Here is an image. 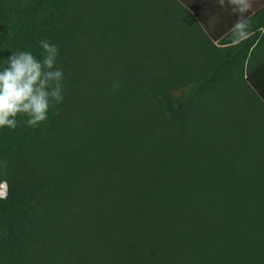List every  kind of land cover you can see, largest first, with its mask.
<instances>
[{"label":"trees","instance_id":"obj_1","mask_svg":"<svg viewBox=\"0 0 264 264\" xmlns=\"http://www.w3.org/2000/svg\"><path fill=\"white\" fill-rule=\"evenodd\" d=\"M45 39L64 99L0 133V264H264L248 40L183 0H0V67Z\"/></svg>","mask_w":264,"mask_h":264},{"label":"clouds","instance_id":"obj_2","mask_svg":"<svg viewBox=\"0 0 264 264\" xmlns=\"http://www.w3.org/2000/svg\"><path fill=\"white\" fill-rule=\"evenodd\" d=\"M218 4L237 17L230 29L235 41L251 35L249 13L253 0H218ZM40 47L43 58L30 50L12 51L0 67V128L14 130L20 123L18 116L27 117L28 126L38 127L48 119L49 111L63 102L64 72L57 65L59 49L47 39L40 41ZM3 185L7 195V182Z\"/></svg>","mask_w":264,"mask_h":264},{"label":"crops","instance_id":"obj_3","mask_svg":"<svg viewBox=\"0 0 264 264\" xmlns=\"http://www.w3.org/2000/svg\"><path fill=\"white\" fill-rule=\"evenodd\" d=\"M183 1L196 11L201 24L212 34L215 44L225 47L241 42L235 41L230 31L237 19L236 15L230 9L221 8L218 0H195V5L191 0ZM249 15L251 35L246 38L248 41H244L249 46L247 62L252 63L251 76L255 83L264 90V0H253Z\"/></svg>","mask_w":264,"mask_h":264},{"label":"rangeland","instance_id":"obj_4","mask_svg":"<svg viewBox=\"0 0 264 264\" xmlns=\"http://www.w3.org/2000/svg\"><path fill=\"white\" fill-rule=\"evenodd\" d=\"M4 128L6 127L0 128V133L4 130ZM4 183L5 181L0 177V197L5 194L6 187L3 185Z\"/></svg>","mask_w":264,"mask_h":264}]
</instances>
